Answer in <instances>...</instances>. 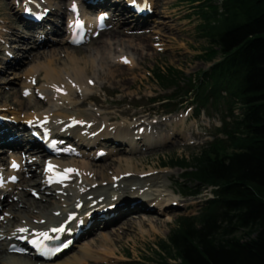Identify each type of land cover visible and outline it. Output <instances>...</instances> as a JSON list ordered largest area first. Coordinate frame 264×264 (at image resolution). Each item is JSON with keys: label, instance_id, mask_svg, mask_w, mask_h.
I'll return each mask as SVG.
<instances>
[{"label": "bare ground", "instance_id": "bare-ground-1", "mask_svg": "<svg viewBox=\"0 0 264 264\" xmlns=\"http://www.w3.org/2000/svg\"><path fill=\"white\" fill-rule=\"evenodd\" d=\"M128 1L96 0L97 4L90 5L88 0H13L11 6L13 15L26 26L27 34H22L17 25L12 24L10 17L7 19L11 21L8 28L13 29V32L7 29L2 37H7L14 44L13 47L1 49L0 55L4 52H8L9 55L7 54L0 65V74L8 72V68L17 69L33 55L47 58L45 61L36 62L27 70L28 78L23 93L27 96L28 102L21 101L20 109L11 106L0 108V116H3L0 122V194H3L0 206L4 213L11 212L19 216V220L12 225L1 223L0 264H94L99 260H105L107 255H116L112 235L123 237L134 225H138L143 235L161 232L158 223L162 221L159 218L139 214L159 213L158 211L163 213L168 211L171 204L177 203V194L166 180L168 170L157 171L152 167L149 170H140L130 156L117 158L118 166L112 169L109 165L97 163V159L104 154L101 153L103 151L112 155L124 151L130 155L142 151L144 145L149 147L178 138L189 139L179 127L184 119L177 120V116L164 118L162 122L172 126V130L163 133L157 129L158 123L141 117L133 122L127 120L111 122L110 119L114 115H105L98 107L78 112L75 109L93 98L91 92L96 85V78L106 77L108 80H116L120 77L123 80L125 69L129 68L132 72L140 69L139 60L132 51L126 49L124 37L138 39L137 45L139 47L143 45V41L148 39L147 32L139 34L136 29L150 24L149 19L157 12L153 9L156 7V0H135L147 6L149 14L146 15L131 12L133 0ZM75 4L81 6L89 30L88 34L98 31L99 24L97 18L92 20L86 8L91 11L98 8L105 12L110 10L111 19L122 21L124 27L100 29L99 36L107 37L101 45L89 49V54L85 56H79L76 51L66 52L65 58L68 62L59 66L62 47L53 49L55 46L52 48L50 46L55 45L56 42L71 43L74 25L68 27L69 33H66L68 36L64 38L61 24L66 15H69L68 22L72 21L71 15L74 14L72 8ZM26 6H31L36 12L45 14L44 19L40 22L28 21L27 25L22 16H19V12ZM128 30L131 32L129 33ZM91 40L92 44L98 41V39ZM133 40H129V44H133ZM23 41L33 42L32 48L23 50L20 44ZM44 46L47 51L41 52L39 49ZM137 53L140 54V51ZM114 66L118 68L115 69ZM102 69H105V72H102ZM40 74L43 75L44 84L39 93L34 95L32 81L39 79ZM3 93L0 86V100L7 97ZM38 95L48 102L47 109L39 110L43 104L41 105L40 100L36 99ZM122 113L124 114V111ZM127 115L138 116L139 113ZM43 120L47 122L43 123ZM72 122L74 124L69 127ZM38 130L48 133L50 139L58 141L57 147L51 151V155H47V159L42 158L43 153L49 154L46 149H41L42 142L29 134ZM103 137L108 142L117 141V145H122L126 138L129 148L119 147L116 150H109L102 145ZM142 139L148 143L140 146L139 141ZM26 153L30 154L31 159L27 160L28 166L25 167L22 166L24 158L22 155ZM4 160H9L10 164L7 168L2 165ZM14 163L19 164L20 168L16 170ZM42 163L41 169L39 164ZM28 171L46 176L47 179L52 180L51 185L47 186V180L31 182V177H25ZM13 173H17L18 178L23 181L12 182L10 176ZM31 183L39 189L37 192L45 191L47 187L51 188L46 195L45 203L35 206L29 198H26L25 191L16 190L20 185L27 190V186ZM20 203L26 205L30 211L17 213L15 208ZM31 213L35 215L31 217ZM130 214L137 215V219H133L134 216ZM167 221H171V216H168ZM116 222H119L118 226L121 229L112 228L113 233H108L104 229L100 231V237L96 241L99 246H94L95 243L89 241L80 245L76 254L66 256L60 261L40 259L25 243L29 238L41 237L45 234L50 238L76 235L75 230L83 229L80 236H75L77 241L89 233ZM146 223L149 229L144 227ZM88 224L91 225L90 228H86ZM54 229L63 230L53 231ZM13 244L21 249L22 254L15 252L12 248ZM76 245L77 242L73 243L71 248Z\"/></svg>", "mask_w": 264, "mask_h": 264}, {"label": "trees", "instance_id": "trees-1", "mask_svg": "<svg viewBox=\"0 0 264 264\" xmlns=\"http://www.w3.org/2000/svg\"><path fill=\"white\" fill-rule=\"evenodd\" d=\"M182 1L210 4L199 29L212 65L189 78L175 66L155 70L163 89L174 88L162 101L190 100L196 115L221 111L222 124L195 155L170 161L186 169L185 181L198 183L183 187L185 195L211 187L213 197L198 214L177 218L159 262L264 264V0Z\"/></svg>", "mask_w": 264, "mask_h": 264}, {"label": "rangeland", "instance_id": "rangeland-1", "mask_svg": "<svg viewBox=\"0 0 264 264\" xmlns=\"http://www.w3.org/2000/svg\"><path fill=\"white\" fill-rule=\"evenodd\" d=\"M89 1L90 0H88V4H90ZM91 1L93 2L94 0ZM163 2L164 5H162ZM221 2L222 0H212L214 5L220 6ZM12 5L13 0H0V52L1 49L7 48L8 46L13 47L14 44H12L7 37H2L6 30L9 29V22H11L9 20L7 21L9 17L10 20H12V24L17 25L22 34H27L26 27L23 26L18 17L13 15L14 11L11 8ZM137 5L143 7L142 2L137 3L135 6ZM208 6H210V4L204 5L199 1L193 3L182 0H156V7H153V9L157 12L149 19L150 24L136 29L139 34L144 33L145 31L147 32L148 39L143 41V45L140 47L137 45V42H139L138 39L135 40V38L128 36L124 37L125 47L130 52L132 51L133 55L139 60L140 69L134 70L133 72L129 68L125 69V79L123 80L120 77L116 80H108L106 77L96 78V85L91 92L93 98L85 104L78 105L75 108L76 112H78L88 110L92 107H98L103 114H108V116L114 115L112 119H110L111 122H122L123 120L133 122L141 117L142 119L158 123L156 125L157 129L163 133H168L172 130V126L162 122L164 118L177 116V120L184 119V121L179 124V127L183 130L184 134L189 136V139L184 140L183 138H178L160 145L153 144L149 147L144 145V143L146 144L148 142H145V140L142 139L140 140V146L144 145L142 151H137L130 155H128V152L118 151L113 155L104 153L98 157L97 163L109 165V168L111 169L118 166L117 158L130 156L140 170H149L151 167L157 171L168 170L166 175L167 183L170 188L176 192L178 199L176 200V204H171L168 211H164L163 213L158 211L159 213L142 212L139 214L150 218H159L162 221L158 223V226L160 225L161 227V232L152 233L151 235H143L138 225H134V227L129 230L128 234L123 237L112 235L116 247V255H107L105 256V260H99L94 264H160L159 260H161V258L159 255H162L161 242L168 239L170 232L176 226L178 216L198 214L201 210V204L203 201L213 196L211 187L204 189L197 195H185L183 193V187L186 188V191H190L189 189H195L198 183L190 180L185 181L182 175L186 169H183L180 166H171L170 161L171 159L176 158L192 157L207 141L213 139L217 131V126L221 124L220 118L222 117V112H203L199 117H195L196 105L190 104V100L184 99L185 101L183 102V100L179 98H177L179 100L176 98H170L171 104L167 106V101L162 100L169 97V94L174 91V88L170 90L163 89L155 79L154 74V71L158 68H165L170 65L183 70L186 73L184 77L189 78L194 77L203 70H207L212 65V62H209L204 58L203 53L206 52V47L209 43L202 36L199 29V25L202 21H205L201 11L202 9H207ZM208 9L209 10L207 11H210L211 8L209 7ZM22 10L19 12V16H21ZM103 11L105 10L98 8L93 12L88 11V13H90V15L93 16V19H95L97 14L102 13ZM151 11L153 12V10ZM131 12H135L133 5H131ZM108 13L111 15L112 12L109 10ZM61 25L64 30L62 34L66 35L65 16ZM123 27L124 24L122 21L118 22L117 20L110 18L105 29H121ZM9 30L13 32V29ZM128 32L130 33L131 31L128 30ZM62 37L66 38L67 36ZM106 38L105 35L97 36L95 33H92L83 45H73L72 43L61 44L56 42L55 45L50 47L52 48L55 46L53 49L62 47L60 50L61 54L59 55V57H61L59 66H63V64L68 62V59L65 58L66 52L76 51L79 56H85L89 54V49L101 45ZM91 39H98V41L95 44H92L93 41ZM132 39H134L133 44H129V40ZM15 44H17V42ZM20 44L22 45L23 50H30L33 46V42L31 41H23ZM39 50L41 52L47 51L45 46L41 47ZM137 51H140V54L137 53ZM7 54L8 52L1 53L0 65L4 62V59H6ZM39 56L34 57L33 55V57H28L22 66L12 70L8 68V72L0 74V86L4 92L3 94L7 96L0 100V108L11 106L20 109L21 106L19 103L21 101H23V103L28 102L27 96L23 93L24 84H26L28 78L26 73L31 65L39 61H45L47 58ZM114 68L117 69L118 66H114ZM97 70L99 71V69ZM101 71L105 72V69H102ZM184 77L182 79L183 82L185 80ZM43 84L44 78L43 75L40 74L39 79L32 81L34 95L39 93ZM36 99L40 100L39 103H41V105L43 104L39 110H45L48 108V102H45L41 96L38 95ZM80 100L81 99H78V101ZM168 108H174L175 110H171L173 112H168ZM123 111L124 114L122 113ZM236 112L239 113V110ZM128 113H139V115L128 116ZM152 129H154V126ZM29 134H32V131L29 132ZM104 139L105 138L103 137L101 140L103 142L102 145L109 148V150H116L119 147L122 149L129 148V143L126 138H124L122 145H117V141L113 142L109 140L110 142H108ZM5 152L8 154L7 151ZM25 155L26 158L24 157ZM25 155L23 154V162L28 166L27 159L31 158L29 154ZM42 158H46L45 153H43ZM2 162H4L2 165L5 168L10 164L9 160H4ZM164 163H166V165ZM39 165L42 169L43 163ZM188 171H192V169L189 168ZM27 176L32 178L31 182L44 181V176L32 174L30 171L26 172L25 177L28 178ZM22 181L23 180L20 179L18 183H21ZM23 187L24 186L20 185L16 190L25 191L26 198H29L35 206L40 203H45L47 200L46 195H48L51 190L50 187H47L45 191L37 192L39 189H37L32 183L27 186V190ZM2 197L3 194H0V199ZM56 200L59 199L56 198ZM15 209L17 210V213L30 211V209L22 203H20ZM34 215L35 214L31 213V217ZM130 216L134 215L130 214ZM168 216H171V221H167ZM133 219H137V215L134 216ZM18 220V215L11 212L4 213L0 206V228H2L1 223L4 225H12ZM118 225L119 222H116L108 227L98 229L97 231L82 237L77 243L78 246L76 245L71 248L69 251L61 255L60 259H56V261H60L66 256L76 254L80 245L89 241L94 242V246H99V244L96 243L97 239L100 237L99 232L104 229V231L108 233H113L112 228L115 230L117 227L119 228ZM144 227L149 229L147 223ZM241 233L238 232L237 235H241ZM179 261L180 260L170 258V264L178 263Z\"/></svg>", "mask_w": 264, "mask_h": 264}, {"label": "snow or ice", "instance_id": "snow-or-ice-1", "mask_svg": "<svg viewBox=\"0 0 264 264\" xmlns=\"http://www.w3.org/2000/svg\"><path fill=\"white\" fill-rule=\"evenodd\" d=\"M15 167V165H13ZM63 229H54L53 231H62ZM20 231H26V229H20ZM46 235V234H45Z\"/></svg>", "mask_w": 264, "mask_h": 264}]
</instances>
